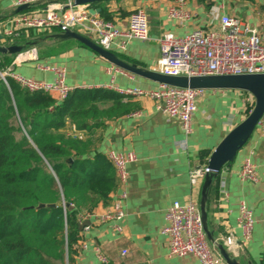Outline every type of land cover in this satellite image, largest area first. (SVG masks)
Returning <instances> with one entry per match:
<instances>
[{"label":"crops","instance_id":"crops-1","mask_svg":"<svg viewBox=\"0 0 264 264\" xmlns=\"http://www.w3.org/2000/svg\"><path fill=\"white\" fill-rule=\"evenodd\" d=\"M69 1L72 2L38 0L25 12L65 7ZM174 1L111 0L88 7L99 9L96 16L103 20L108 18L122 29L133 11L144 9L149 40L125 41L124 48H121L123 39L117 38L106 51L128 65L152 72L159 58L158 39L162 34L183 37L196 28L215 30L217 22L211 19L214 15H229L259 33L264 32V0H186L193 22L184 27L166 18V9ZM16 9L13 0H0V17H3L0 26L17 15ZM211 20L213 24H210ZM58 33L56 30L48 34L35 32L36 39L29 42L30 48L15 55L9 66L12 72L33 81L51 83L55 75L45 68H63L66 86L76 89L104 87L111 82L120 89L153 90L160 85L109 64L75 40L52 39L51 36ZM76 33L95 43L86 32L78 30ZM30 52L35 53V58L30 57ZM251 100L242 91H206L197 103L192 131L185 137L179 122L167 120L153 101L123 99L136 110L105 122L93 132L92 139L97 141L95 148L103 155L113 151L133 152L136 156V162L127 166L125 217L121 221L108 222L95 217L104 213L121 192L116 179L117 189L109 195L107 202L99 203L92 212L79 215L78 248L71 264H196L192 256H168V239L161 233L165 213L173 203H185L191 195L199 205L204 179L199 189L192 192L188 173L194 167L208 165L215 148L246 117L245 108ZM183 142L185 148L180 146ZM246 159L256 168V183L242 181L238 176ZM217 176L207 197L209 231L220 243L224 237L234 238L239 247L230 253L239 264H264V127L258 125L255 128L234 161L225 165ZM240 203L245 204L254 219L252 236L247 243H243L238 226ZM210 248L219 255L216 249Z\"/></svg>","mask_w":264,"mask_h":264},{"label":"trees","instance_id":"trees-1","mask_svg":"<svg viewBox=\"0 0 264 264\" xmlns=\"http://www.w3.org/2000/svg\"><path fill=\"white\" fill-rule=\"evenodd\" d=\"M34 33L0 45L27 50ZM14 57L0 55V71ZM122 100L104 89H76L58 101L0 80V264H71L79 215L117 189L114 169L92 136L136 110ZM253 106L254 100L246 116Z\"/></svg>","mask_w":264,"mask_h":264},{"label":"built area","instance_id":"built-area-1","mask_svg":"<svg viewBox=\"0 0 264 264\" xmlns=\"http://www.w3.org/2000/svg\"><path fill=\"white\" fill-rule=\"evenodd\" d=\"M38 0H13L16 7L33 4ZM167 20L179 26H187L193 22V16L187 8L186 0H175L166 9ZM217 22L215 30L196 28L183 37L164 33L158 39L159 58L153 71L170 77H205L264 74V32L259 33L238 19L226 14L212 16ZM212 20L210 24H213ZM59 33L82 30L95 39V43L108 50L117 38L123 39L120 47L130 40L148 41V18L144 9L133 11L127 19L124 29L110 21H105L90 13L87 5H75L69 1L65 7H47L40 12H22L8 18L0 26L2 41L17 39L28 32ZM126 41V42H125ZM35 58V53L30 52ZM53 71L55 78L49 82H37L23 78L12 72L11 67L0 71V80L8 87V81L15 82L22 90L30 93H44L58 101L65 100L76 88L65 84L63 68H45ZM118 72V70H116ZM82 89H104L112 91L123 99H147L156 104V109L167 120L179 122L185 137L192 131L193 116L197 111V103L206 93L202 89H182L159 85L153 90L120 89L113 82L108 86ZM253 100H251L252 103ZM264 116L258 125L264 127ZM180 146L185 148V142ZM106 158L114 169L118 186L121 190L110 206L100 215H95L102 222L121 221L125 217L124 203L127 183V166L136 162L133 152L117 153L109 151ZM210 172L207 166H198L188 173L191 191L199 189L201 182ZM242 181L256 183L255 166L244 160L238 174ZM238 226L242 241L247 243L252 236L254 219L252 212L244 203H240ZM92 215V214H90ZM88 228H86L87 230ZM120 231V228H117ZM161 233L168 239V256H192L196 264H227L219 255H215L207 243L200 220L199 205L192 195L185 203H173L165 213V225ZM222 244L230 253L238 243L232 236L222 239ZM123 255L126 252L122 253ZM231 254V253H230ZM145 264V263H139Z\"/></svg>","mask_w":264,"mask_h":264},{"label":"water","instance_id":"water-1","mask_svg":"<svg viewBox=\"0 0 264 264\" xmlns=\"http://www.w3.org/2000/svg\"><path fill=\"white\" fill-rule=\"evenodd\" d=\"M104 1L107 0H72L75 5L87 6L102 3ZM32 6L33 4L21 5L17 7L15 14L25 12ZM99 12V9H90L91 14ZM1 20H3V17H0V21ZM51 37L52 39L59 41L75 40L96 53L99 57L107 61L109 64L160 85L191 90L202 89L206 91H242L252 96L254 100V106L252 110L223 138V140L212 152L207 165L210 172L204 178L199 202L200 220L207 243L209 244V246L217 250L219 255L227 264H239L236 259L226 250L223 244L216 241L213 233L209 231L207 225L206 204L208 192L213 179L217 177V175L225 165L228 166L234 161L236 154L249 140L253 131L258 126V123L264 116V74L205 77L164 76L149 70L139 69L136 66L126 64L118 59L115 54L104 50L94 42L76 32L68 31L65 33H58ZM1 41L2 36L0 34V42ZM24 48V46L19 45H0V55H19L24 51ZM68 162L70 163L71 160H68ZM44 207L45 205H38L36 209H41Z\"/></svg>","mask_w":264,"mask_h":264},{"label":"rangeland","instance_id":"rangeland-1","mask_svg":"<svg viewBox=\"0 0 264 264\" xmlns=\"http://www.w3.org/2000/svg\"><path fill=\"white\" fill-rule=\"evenodd\" d=\"M28 50V49H27Z\"/></svg>","mask_w":264,"mask_h":264}]
</instances>
